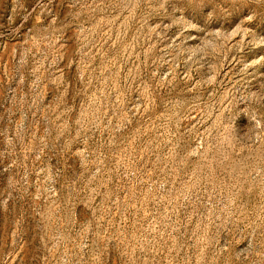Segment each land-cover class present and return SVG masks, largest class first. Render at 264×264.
<instances>
[{"label":"rangeland","instance_id":"rangeland-1","mask_svg":"<svg viewBox=\"0 0 264 264\" xmlns=\"http://www.w3.org/2000/svg\"><path fill=\"white\" fill-rule=\"evenodd\" d=\"M0 264H264V0H0Z\"/></svg>","mask_w":264,"mask_h":264}]
</instances>
